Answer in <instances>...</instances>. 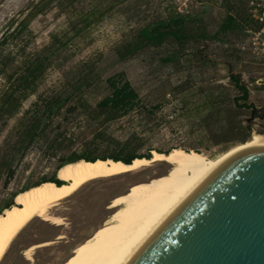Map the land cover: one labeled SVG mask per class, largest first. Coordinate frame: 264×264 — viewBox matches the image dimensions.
<instances>
[{
	"label": "rangeland",
	"instance_id": "1",
	"mask_svg": "<svg viewBox=\"0 0 264 264\" xmlns=\"http://www.w3.org/2000/svg\"><path fill=\"white\" fill-rule=\"evenodd\" d=\"M169 9L199 19L208 34L228 13L237 16L239 27L199 38L198 30L188 26L181 45L165 38L158 46L128 51L129 43L136 47L137 32L164 23ZM260 28L249 0H0V42L8 35L0 47V212L19 190L50 180L61 159L83 154L106 159L117 153L149 157L150 150L172 148L215 158L244 142L253 129L264 133ZM36 58L44 69L25 87L24 67ZM119 72L139 96L128 114L94 122L81 110L65 111L76 104V96L94 106L110 94L105 79ZM231 74L245 86L246 100L240 99ZM40 94L50 100L70 97L61 109L52 107L48 116L54 123L45 128L29 123L46 115L33 105ZM24 111L27 118H21ZM55 122H60L61 141H56ZM36 132L38 137L29 141ZM144 173L85 184L60 204L61 225L31 223L26 241L17 236L0 264H28L20 252L36 241L53 244L32 250L36 263L50 250L73 243L72 234L97 221L105 209L93 205L96 198ZM58 233L64 237L52 240Z\"/></svg>",
	"mask_w": 264,
	"mask_h": 264
},
{
	"label": "bare ground",
	"instance_id": "2",
	"mask_svg": "<svg viewBox=\"0 0 264 264\" xmlns=\"http://www.w3.org/2000/svg\"><path fill=\"white\" fill-rule=\"evenodd\" d=\"M260 140L264 142V133L253 129L244 142L215 158L193 149L172 148L166 153L150 150L149 157L133 158L127 164L110 158L67 161L55 168L58 185L46 180L19 190L13 195L12 204L1 210L0 262L17 236L21 235L26 241L31 223L51 228L61 225L60 204L85 184L145 172L136 179L114 184L113 191L96 198L93 205L96 208L106 206L105 209L98 214L97 221L72 234L73 243L50 250L37 263L31 256L32 250L48 249L53 245L51 241H36L20 252L28 264H128L219 164ZM148 170L151 171L146 172ZM63 237L58 233L52 240Z\"/></svg>",
	"mask_w": 264,
	"mask_h": 264
},
{
	"label": "water",
	"instance_id": "3",
	"mask_svg": "<svg viewBox=\"0 0 264 264\" xmlns=\"http://www.w3.org/2000/svg\"><path fill=\"white\" fill-rule=\"evenodd\" d=\"M128 264H264V142L219 164Z\"/></svg>",
	"mask_w": 264,
	"mask_h": 264
},
{
	"label": "trees",
	"instance_id": "4",
	"mask_svg": "<svg viewBox=\"0 0 264 264\" xmlns=\"http://www.w3.org/2000/svg\"><path fill=\"white\" fill-rule=\"evenodd\" d=\"M169 10H171L172 12H168V16L164 23H150L142 27L137 32L138 40L137 42L135 41L134 43L136 47L132 48L133 44L129 43L127 45V47L129 48L128 51H135L138 49V47H141L142 45L158 46L164 41L165 38H172L175 40V42L178 45H181L188 38V35L186 34V30L188 26H190L191 28H196L198 30L196 35L199 38H207L211 36L215 37L218 33L225 32L228 29H234L236 27H239V20L237 16L234 14L236 17L235 18L232 14L228 13V15L226 14L222 23L219 25L217 31L214 34H208L207 32H205L206 30H204L203 25L199 19L187 18L182 15H179L173 9H169ZM164 25L166 27H163ZM7 39H8V35H5L2 38V41L0 42V47L4 45ZM117 54L118 56L122 55L121 52H117ZM43 69L44 66L41 64L39 58H36L32 62H28L24 67L23 78H22L23 83L26 85L25 87H29L30 86L29 81L32 80L35 76H37L40 73V70ZM105 81L110 89L109 95H106L102 99L97 101L94 104V106H91L86 100H84V98H81L80 96H76V104H74L73 107L70 105L66 106L65 111H72V109L74 111L81 110L86 114L87 118H90L92 121L97 122L102 119L106 120L112 116H124L128 114L130 111H132L133 108H135L136 105L139 103V96L137 92L133 89V87L130 85L128 80L124 78L122 72L107 77ZM230 81L234 85L235 89L240 92V96H239L240 99L243 101L246 100L247 97L246 88L243 84L238 82L237 76L231 74ZM26 89L27 91H29V88ZM43 97H44L43 94L38 95L37 96L38 100L33 105L38 104L40 106V113L46 115L44 116V118H42V120H38V119L30 120L29 123L31 124V126L44 125L45 128L47 124L54 123L53 122L54 120L50 118L51 116H48V113L52 111V107H55L56 110L61 109L64 105V102L70 99L69 96H66L65 98L55 97L53 100ZM27 117H28V111L26 112L24 111V115L21 118H27ZM55 126L58 127V131H59L56 141H61L62 132L60 131V122H55ZM35 135L36 137H38V132H36V134L29 135V141H31ZM84 153L92 154L88 150L87 152L84 151ZM84 155L85 154L74 160L84 159L86 161H93L96 159L94 157H88ZM142 157L147 158L148 156H123L117 153L110 155L108 158H111V160L113 161H121L127 164L133 158H142ZM67 161H73L72 157L67 159H61L55 168H58L60 165H62ZM55 170H54V175L51 177L50 181L58 185L59 181L55 179Z\"/></svg>",
	"mask_w": 264,
	"mask_h": 264
},
{
	"label": "built area",
	"instance_id": "5",
	"mask_svg": "<svg viewBox=\"0 0 264 264\" xmlns=\"http://www.w3.org/2000/svg\"><path fill=\"white\" fill-rule=\"evenodd\" d=\"M249 7L254 13L255 19L261 26L259 34L264 37V0H249ZM261 45L264 50V40L261 41Z\"/></svg>",
	"mask_w": 264,
	"mask_h": 264
}]
</instances>
